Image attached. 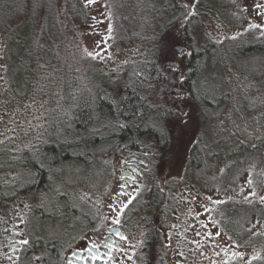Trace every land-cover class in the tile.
<instances>
[{"label":"flooded vegetation","instance_id":"af4514ba","mask_svg":"<svg viewBox=\"0 0 264 264\" xmlns=\"http://www.w3.org/2000/svg\"><path fill=\"white\" fill-rule=\"evenodd\" d=\"M197 1L152 0L154 19L151 24L158 30L172 28L181 45L185 44L190 40L191 18ZM232 23L234 28L223 25L226 34L223 52L214 40L218 39L216 34L223 36L222 31L216 29V33L205 34L204 41L212 39L217 42L216 53L201 57L200 70L192 69L189 52L165 59L162 65L170 69L164 72L159 70V59L154 56L152 73L157 76L153 82L164 79L166 87L152 101H148L150 90L145 94L139 92L138 96L144 100L148 111L144 119L135 120L123 111L125 99L132 96L128 85L134 83L135 73L141 75L143 72L135 70L131 73L125 69L111 71L113 75H108L103 70L91 68L89 88L92 94L78 91L73 103L76 113L81 111L82 104L91 110L89 122L74 123L72 134V157L84 161L87 167L86 175L77 181L82 184L81 188H76L75 184L62 185L60 163L71 157L55 163L49 160L44 147L49 141L59 142L63 138H53L49 124L43 129L49 133L44 137L40 132L37 136L38 149L30 148L27 141L30 138L21 135V131L10 137L6 146L0 144V264H120L126 253L128 237L132 234V219L138 217V208L149 202L157 206L153 222L158 218L160 206L168 203L167 226L156 221L151 232L148 229L146 233L161 237L166 232L174 264H206L210 254L222 252V248L226 249L229 244L231 252L236 253L232 255V261L238 264L235 251L240 239L239 221L235 218L238 199L225 200L218 177L214 180L202 170L213 165L215 173L220 174L225 167L235 164L240 153H257L260 171L252 198L253 201L258 198L264 201V118H249L248 114L240 117L239 107L250 109L252 103L233 88L238 86L227 82L234 68V74L258 76L259 80L254 79L252 83L256 82L264 89V70L257 75L249 68L253 67L250 57L264 53V0H237ZM2 36L0 43L4 44L1 43L0 52L7 51L4 53L7 54L4 67L11 63L10 55L16 58L19 66L23 67L26 60L27 66L30 64L31 67L27 55L30 40H24L23 34L14 31ZM221 57L225 59L222 64L218 60ZM37 59L44 62L43 56H38L32 65L34 68L23 77L30 91L35 85L42 90L43 81L39 80V74L44 71L36 68ZM226 62L232 63L231 69L225 70V74L224 71L219 73L223 75L219 78V74L211 69L213 65H229ZM21 71L22 68L20 75ZM9 79L15 80V77L9 76ZM233 83H238L236 76ZM12 89V86L6 88L5 97ZM230 106L231 116L224 117V109ZM58 107L57 103L56 109ZM192 107L198 115V123L195 120L192 125L194 134L189 128ZM184 113H187L186 118ZM44 118L47 119L48 115L45 114ZM4 119L0 118V121ZM239 121L242 126L257 124L263 132L241 134ZM144 122L148 125L143 126ZM15 124L13 122V129ZM145 139L153 141V151L148 150ZM106 141L113 144L112 149L120 152L123 158L114 188L110 184L112 150L106 147L102 153H96L92 149L96 143ZM153 154H167L171 159V166L166 170L167 187L163 182L166 171L161 173L157 187L151 183L140 187L144 172L148 175L152 171L149 157ZM90 179L95 180L93 186ZM60 185L61 189L52 192L54 199L51 200L47 191ZM67 189L74 190L69 192ZM52 218H56V224ZM43 222L51 224V228ZM154 242L156 244V240ZM93 243L97 247L89 252L87 249L92 248ZM261 246L264 247V228ZM143 247H147V241ZM221 257L222 253L218 259ZM219 260L213 264L220 263ZM256 262L264 264V260Z\"/></svg>","mask_w":264,"mask_h":264},{"label":"rangeland","instance_id":"374dc122","mask_svg":"<svg viewBox=\"0 0 264 264\" xmlns=\"http://www.w3.org/2000/svg\"><path fill=\"white\" fill-rule=\"evenodd\" d=\"M71 1L73 0H57L56 2L58 21L61 24L60 32H58V27L52 30V25L48 21H43L35 30L40 32L41 38L45 41L47 39L49 40V33L51 34L52 30L54 44L58 46L61 52L58 58H56L54 54L43 63L37 59L35 64L36 68L45 72L39 74V80L43 81L42 90H40L41 87L39 85H35L30 91L23 81L22 75L20 76L22 67L18 65L16 58L10 55L11 63L8 67H4L6 64L5 58H7V54L4 53L7 51L5 50L3 53L0 52V102H3V98H8L5 97L4 92L9 86H12L13 89L8 95L15 97L14 102L6 107V109L8 108V113L4 115V121H0V144L2 143L6 146L8 139L21 131V135L30 138V141L27 140L30 148L38 149L40 144L38 142V134L42 131L45 137L46 134L49 133L46 129L43 130L45 126L47 127L49 124L48 129L53 133V138L56 139L64 135L63 125L65 123L74 124V120L71 121L64 117L65 113L68 112L66 108H69L71 104H73L74 99L65 103V84L62 85L61 78L60 80L57 79L58 75H61L60 77L63 76V68L65 65L64 56H69L72 59L69 61H73L72 66L69 67L72 76L69 75V80L67 82L69 85L68 93L75 96L78 94V91L86 92L85 94H92L93 91L89 88L91 85L90 78L92 66L96 70L105 71L108 75H113L110 74L111 71L120 72L126 68H129L128 70L133 73V71H135L134 69H138V67H135L137 61L146 60L150 57L154 58L155 56V58L159 59V70L164 72L166 69H169L165 68L164 64L162 65L165 59L173 58L170 56L179 57L188 51L185 50L186 45H181L179 37H176V31L172 28H166L165 35L161 39L165 42L164 47V43H161L162 47L159 45L157 48V51L160 50V53H153V44L155 43L156 37H158L159 30L153 27L152 24H149V22L154 19L152 14V0H94L93 3H88L87 0H84L88 8H94L91 10V18L87 20V23L80 22L76 17L72 18L68 16V6ZM74 1L77 2L78 0ZM198 2H200V7L197 11L193 6L194 12H196L195 15L198 16V21L196 22L197 26L194 28L196 31L195 33L200 40H204L206 33L211 35V31H215L216 33V29L222 31L223 36L216 34L218 39L216 40V38H214V40L218 42L220 49L222 48L220 51L223 52L224 42L226 41L223 25L225 28L227 26L234 28L232 26L233 10L237 0H198ZM20 17L21 15L19 18ZM138 24L141 27H145V29L140 28ZM24 26L15 29L14 32L17 31L21 35L23 34L24 40L28 41L31 39V32L27 25L26 27ZM237 28L238 27H236V29ZM24 29L25 31L23 32ZM256 31L259 33L258 30ZM7 33V29H0V37L2 35L7 36ZM2 38L3 36L0 38V41H2ZM1 43L2 45L4 44V42ZM172 46L174 49H172ZM227 50L230 52L228 48ZM89 52L94 53V56H89ZM62 53H66L67 55ZM36 58H38V56ZM218 60H220L219 63L222 64L225 59L221 57ZM250 60L253 67L249 68L254 70L257 75H261L262 70H264V53H258L254 57H250ZM226 63L229 65H225L224 67L213 65L211 70L216 72V74L223 73L224 71L225 74V70L231 69L230 65H232L230 62ZM233 70L235 69L232 68L230 71V79L228 78L227 82L233 86H238L233 88H237L238 93L246 95L252 103L250 109L240 106L239 116L245 117L248 114L249 118H257L259 116L260 118H264V89L262 85L257 86V84H255L257 80H259V77L256 76L252 78L247 75L241 76L234 74ZM23 74L25 76L24 72ZM9 76L15 77V80H10ZM141 76H143V73ZM156 76L157 74L152 72L148 75V78L151 80L150 87L147 88L150 90L148 101H152L153 98L159 97V94L163 92L164 87H166L164 79L159 81L155 80L153 82L152 78ZM220 76L223 75H218L219 78H222ZM234 76H236L238 80L236 84L233 83ZM226 79L227 77L224 78V80ZM254 79L256 80L254 83L255 85L252 83ZM124 85L125 84H123V86ZM90 91L91 93H89ZM42 92L44 96H42ZM117 92L119 93L120 91L117 90ZM232 93H234V91H232ZM56 95H58V99ZM230 96H232L231 93ZM27 100L29 105L26 104ZM57 103L60 107L56 109ZM231 112V106L227 109L225 108L223 116L230 117ZM45 114L46 116L48 115L47 119L44 118ZM191 118V126H189V128H191V132L194 134L195 131L192 129V125L195 123V120L197 121L198 119L195 107H192ZM17 119H19V121ZM13 122L16 123V130L13 129ZM196 123H198V121ZM143 124V126L148 125L147 122ZM241 124L242 123L239 121V130L241 134L247 132L251 134L253 131L255 133L263 132L259 130V125L257 124L250 126H242ZM144 143L149 148L148 150H154L155 144H153L151 139H145ZM106 147H110L112 150L110 152L111 155L109 154L111 159L110 184L114 188L119 175V165L123 158L120 152L112 149L114 146L109 141L96 143L93 145L92 149L96 153H102ZM243 154L244 153H240L235 164L231 163L229 167H227V169L225 167L220 174L215 173V167H213V165L208 166L205 171L202 170V173L208 177H212L214 180L218 177L217 181H221L223 198L225 200L230 198L238 199L239 206L235 217L239 221L238 225L240 229V239L235 249L238 255L237 261L238 264H243L244 262L247 264L255 262V264H257L256 261L259 262L260 260V262H262L264 260V247L261 246L262 228H264V213L261 210L264 211V201L262 198H258L257 201L255 200V203L252 198V190L257 185L260 160L257 153L252 155ZM149 158V166H151L152 171L149 172L148 175L144 172L142 182H140V187L143 188L147 187L150 183L151 185L154 184V182L159 185L161 173L168 170L169 166H171V159L167 154H165V156L153 154V156ZM83 162L71 157L68 161L64 163L62 161L60 163L63 171L62 185L66 183L69 185L75 184L76 188H81L82 184L77 181L87 173V167L84 164L85 162ZM164 176L163 182L167 187L168 171L164 173ZM249 181H251V183H249ZM89 182L91 186H93L95 180L90 179ZM62 185H60L59 188L54 186L51 190L47 191L51 200L54 199L53 193L61 189ZM67 190L73 192L74 189ZM76 193L78 195V190H76ZM165 205H167V207H165ZM153 206L154 205L149 202L144 203L138 208L136 213L138 217L132 219L134 221L133 224H131L132 230L130 228L132 234L128 237V246L125 248L126 253L120 260V264H145L147 251L143 246L146 242L145 235L148 230V226L146 225L149 224L147 223V217H151L152 227L156 221L165 227L167 226L168 203L160 206L161 211L157 213L158 218L154 222L153 219L156 209H153ZM145 207L148 209L144 210ZM117 218H119V216ZM52 221L56 224V218H52ZM43 225H47V223L43 222ZM50 225L51 224H48L46 227L51 228ZM152 244H150L151 247H149V251L155 254L149 257V262L152 264H174L166 232L161 238L157 239L156 244L155 242ZM230 245L231 244L227 245L226 249L222 248V252L210 254L206 264H213V262L218 261L221 253L222 259L219 260L220 263L216 264H234L232 255H234L235 252H231ZM186 264L189 263L186 262ZM197 264H199V262Z\"/></svg>","mask_w":264,"mask_h":264},{"label":"trees","instance_id":"16d2710c","mask_svg":"<svg viewBox=\"0 0 264 264\" xmlns=\"http://www.w3.org/2000/svg\"><path fill=\"white\" fill-rule=\"evenodd\" d=\"M56 2L57 0H0V29H7L9 31H15V29L20 28L22 26L26 27L28 26L30 32H31V39H30V49H28V56L30 58V64L27 66L26 60L24 61V58L22 59L24 61V66L22 67V72L21 75L24 77L23 72L26 74L30 69L34 68L32 65L34 63V60H36L37 56H43V60L47 61L51 56L55 54V57L58 58L60 55V51L58 46L54 44V41L52 38V30L53 28L58 27V32H60L61 29V24L58 21V15L56 11ZM217 6V5H216ZM200 7V2H196L195 4V10L197 11L198 8ZM218 7V6H217ZM196 12L193 11V17L191 18L192 20V27L190 30V40L185 43L186 49L188 50L186 52H189L192 55V69L193 70H200L201 69V57L203 55H206L208 53L214 54L216 53V43L214 40L210 39L208 41L200 40L195 33L196 31L194 28L197 26V21H198V16L195 15ZM91 10L88 8L87 4L85 3L84 0H78L76 1H71L68 6V16L69 17H76L78 20L82 23H87V20L91 18L90 16ZM21 17L19 18V16ZM43 21H48L52 25V30L51 34L49 33V40L51 36V40L48 41L43 40L40 36V32L35 31L37 27L42 24ZM152 21L149 22L151 24ZM140 23V22H139ZM24 24V25H23ZM139 26V24H138ZM140 28L145 29V27ZM166 28H161L159 30L158 37H156L155 43L153 44V53H160V50L157 51V48L159 45L161 46V43L163 44V47L165 45V42H163L161 39L165 35ZM25 29L23 30V32ZM17 32V31H16ZM178 38V37H177ZM21 43V42H20ZM162 47V46H161ZM172 49L173 46H172ZM162 52V50H161ZM185 52V53H186ZM64 55H67L66 53H62ZM63 55V56H64ZM47 57V58H46ZM69 56L66 57L64 56V71H63V76L60 77L58 75L57 79L60 80L62 85L65 84V103L67 101H71L75 98L74 96L70 95L68 93V80H69V75H71V71L69 70V67L72 66L73 61ZM154 58L150 57L149 59L146 60H139L136 62V66L138 69H134L140 72H143V78H139L141 75H136L135 74V81L134 83H131L128 85L129 88L132 90V96H128L125 99V104L123 111L124 113H127L130 116H133L135 120L138 118H146V114L148 111H146V105L144 103V100H142L138 95L139 92H143L144 94L147 93L148 87H150L151 81L148 78V75L151 74V72L154 69L153 63H154ZM93 67V66H92ZM130 67V66H129ZM127 69V68H126ZM129 69V68H128ZM170 69V68H169ZM78 71V70H77ZM20 75V76H21ZM153 79V78H152ZM149 81V82H148ZM70 95V96H69ZM137 96V97H133ZM14 96H8V98L2 100L3 102H0V118H4L5 114L8 112V108L6 109L7 105L9 106L12 102H14ZM84 99H82L83 101ZM85 101V100H84ZM74 103V102H73ZM86 105L82 104L81 111L76 113L75 108L73 104L67 109V113H65V119H70L73 121L76 125H82L83 123L89 122L91 118V110L90 108H85ZM75 124H67L65 123L63 125V138L61 141L56 142L55 141H49L46 146L44 147V150H46L49 155V160H52L55 162H59L60 159H65L67 157H72L73 153V128L75 129ZM146 126V125H145ZM42 132V131H41ZM125 132V131H124ZM54 163H49L54 164ZM158 186V183L154 182V188ZM34 187V186H33ZM35 189V188H33ZM167 207V205H165ZM157 206L154 205L153 209H156ZM152 212V210H151ZM147 223L148 224V229L151 232L152 230V224H151V217H147ZM151 234V233H150ZM147 234L146 235V241H147V247L145 248L147 251V257L145 259V264H152L149 262V257L154 255L155 253H150L149 247H151L150 244L153 243L154 240L157 241V239L161 238L159 235H153ZM159 237V238H158ZM150 243V244H149ZM153 245V244H152Z\"/></svg>","mask_w":264,"mask_h":264},{"label":"snow or ice","instance_id":"6c2138e0","mask_svg":"<svg viewBox=\"0 0 264 264\" xmlns=\"http://www.w3.org/2000/svg\"><path fill=\"white\" fill-rule=\"evenodd\" d=\"M87 2H88V3H93L94 0H87ZM88 55H89V56H94V53L89 52ZM183 115H184L185 118L187 117V113H184ZM249 183H251V181H249ZM117 222H118V221H117ZM217 234H218V233H217ZM209 235H211V233H210ZM24 243H27V241H24ZM96 247H97V244H96V243H93V244H92V248H89V249H87V250H88L89 252H92V249H94V248H96ZM234 255H235V253H234ZM94 258H95V257H94Z\"/></svg>","mask_w":264,"mask_h":264}]
</instances>
